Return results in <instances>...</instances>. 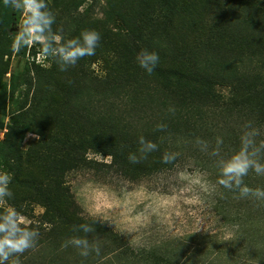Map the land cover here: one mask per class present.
Returning <instances> with one entry per match:
<instances>
[{
  "label": "trees",
  "instance_id": "obj_1",
  "mask_svg": "<svg viewBox=\"0 0 264 264\" xmlns=\"http://www.w3.org/2000/svg\"><path fill=\"white\" fill-rule=\"evenodd\" d=\"M56 3L67 16L61 19L53 3L48 4L56 17L54 32L65 39L76 37L82 18ZM19 12L0 0V57L15 37L12 28ZM116 22L118 31L96 30L101 39L94 56L65 71L56 63L51 69L26 65L23 72L13 70L10 98L19 86L23 97L8 124L7 93L0 91V130L8 129L0 141V165L7 166L17 184H24V175L34 176L36 196L28 197L45 208L37 229L48 224L55 237L57 232L72 238L83 234L73 231L74 226L89 223L94 231L110 232L106 224L78 214L66 187L70 171L98 163L87 157L89 150L111 156L110 162L99 164L106 173L130 178L173 171L184 159L206 172L216 186L213 209L233 229L232 241L206 236L195 251L190 245L182 251L184 242L171 244V254L156 258L149 251V260L264 264V199L241 197L238 189L217 183L219 161L240 150L245 133L256 130L255 144L264 143V0H110L101 27ZM143 49L160 57L151 75L136 62ZM98 60L103 62L101 75L92 69ZM28 132L39 135L34 152L20 146ZM141 136L156 143L157 150L130 163V153L139 156ZM165 153L175 159L162 163ZM259 158L264 163V150ZM243 186L264 190V176L250 170ZM23 202L15 203L20 213ZM28 255L26 251L10 257L6 264H27ZM32 257L41 264L39 257ZM107 257L94 263L114 264L112 256Z\"/></svg>",
  "mask_w": 264,
  "mask_h": 264
},
{
  "label": "rangeland",
  "instance_id": "obj_2",
  "mask_svg": "<svg viewBox=\"0 0 264 264\" xmlns=\"http://www.w3.org/2000/svg\"><path fill=\"white\" fill-rule=\"evenodd\" d=\"M109 1L58 0L60 4L70 7L72 14L82 18L76 37L85 30L104 31L109 28L118 31L119 22L104 24L101 27L105 22V9ZM47 2L53 3L61 19L67 16L60 13L56 0ZM22 19L23 15L19 12L12 28L14 35L17 34L16 25H19ZM54 63L51 58L41 54L39 46L25 49L24 57L19 58L17 53L12 51L10 43L8 53L0 57V91L6 90L7 93V115L4 117L6 124L10 123L11 113L18 108V102H21L23 97V87L19 86L14 99L10 98L12 71L19 69L23 72L26 65L33 69H51ZM102 65V60L93 63L92 69L96 74L101 75L104 72ZM7 131L6 126L0 130V141L4 139ZM38 140V134L28 132L20 146L25 152H34ZM87 157L98 163H93L95 167L91 169L70 171L66 176V187L78 206V214L94 219L99 216L100 218H96L97 222L106 224L110 231L98 230L86 234L90 242L99 244L100 254L92 253L87 258L81 257L78 249L70 245L65 246L71 236L62 238L56 232L55 237L49 231L50 225L48 227V224H44L45 228L38 230L40 235L35 247L28 250L30 255L27 264H35L32 255L39 257L41 264H99L94 261H104L108 255L112 256L114 264H153L148 258L149 251L156 254V258H162L171 254V244L175 247L184 242L180 244L182 251L188 245L191 246L190 250L195 251L194 248H198V240L206 236L216 235L222 239L232 236L233 229L224 225L213 209L216 186L208 180L206 172L182 161L184 159L173 171L130 178L103 170L100 162H110L111 156L104 157L89 150ZM148 159L151 162V158ZM0 169L10 173L7 166L0 165ZM37 176V180H44L42 176ZM22 180L24 184H17L12 178L10 188L13 197L0 206L6 208L11 205L19 210L15 203L21 204L26 198L21 208L22 213H19L25 226L37 228L44 222L45 208L34 198L28 197L36 196L32 185L34 176L24 175ZM198 227L200 230L195 232ZM204 229L211 231L212 235ZM84 236L83 233L76 237Z\"/></svg>",
  "mask_w": 264,
  "mask_h": 264
},
{
  "label": "clouds",
  "instance_id": "obj_3",
  "mask_svg": "<svg viewBox=\"0 0 264 264\" xmlns=\"http://www.w3.org/2000/svg\"><path fill=\"white\" fill-rule=\"evenodd\" d=\"M3 3L13 10H19L23 19L17 26V34L12 40L11 49L20 53L32 46H39L44 57L51 58L59 67L65 71L75 66L84 57H92L96 54L101 39L100 33L95 30H85L78 37L65 39L58 31H53L56 17L50 10L47 0H3ZM160 57L156 51L141 50L136 56V62L148 75H151L159 64ZM171 110V109H170ZM161 129L163 125L159 126ZM258 135L256 130L245 133L241 137V148L227 159L219 161L220 178L217 183L228 190L238 189L241 197L252 196L256 199H264V190H252L243 186V177L249 171L257 176H264V163L260 161V153L264 150V143L256 145L254 137ZM138 153H130V163H138L146 158L148 153L157 150V144L139 137ZM215 154V153H214ZM175 155L165 153L162 163H170ZM12 175L0 169V204H5L13 197L10 188ZM99 216H96V218ZM95 218V219H96ZM100 218V217H99ZM95 221V220H94ZM200 230L198 227L196 231ZM205 230V229H204ZM73 231H80L84 237H72L65 246H72L79 250L81 257L87 258L90 254H100L99 244L92 243L88 239V233L94 232V227L89 223L74 226ZM212 235L211 231L205 230ZM37 228L24 225L20 213L14 206L9 205L0 212V264H6L10 257L19 256L33 249L39 238ZM223 241H232L231 237H225ZM19 264V261H16Z\"/></svg>",
  "mask_w": 264,
  "mask_h": 264
}]
</instances>
